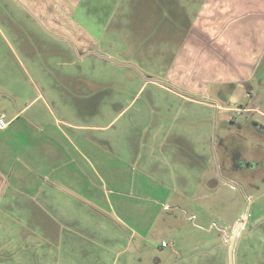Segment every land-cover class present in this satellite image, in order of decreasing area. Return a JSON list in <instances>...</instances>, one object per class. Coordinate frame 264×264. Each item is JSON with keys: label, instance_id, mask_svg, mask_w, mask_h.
I'll return each mask as SVG.
<instances>
[{"label": "rangeland", "instance_id": "rangeland-1", "mask_svg": "<svg viewBox=\"0 0 264 264\" xmlns=\"http://www.w3.org/2000/svg\"><path fill=\"white\" fill-rule=\"evenodd\" d=\"M94 3L91 54L66 47L70 60L21 57L15 65L19 73L49 72L37 80L52 106L49 120H85L84 113L60 110L73 77L97 89L90 120H113L96 132L95 170L82 176L74 212L80 257L90 254L92 264H264V115L239 110L252 99L248 90L203 98L212 108L162 92L146 78L132 28L124 30V0ZM70 72L71 79L60 77ZM228 105L238 110H224ZM148 124L156 136L143 135ZM174 132L192 138L193 149L185 151ZM110 134L113 149L100 139ZM49 193L55 200L57 192ZM164 241L171 246L162 247ZM51 249L49 257L57 247Z\"/></svg>", "mask_w": 264, "mask_h": 264}, {"label": "crops", "instance_id": "crops-1", "mask_svg": "<svg viewBox=\"0 0 264 264\" xmlns=\"http://www.w3.org/2000/svg\"><path fill=\"white\" fill-rule=\"evenodd\" d=\"M94 4L0 0V117L8 122L0 128V264L93 263L90 254L81 258L77 250L80 219L74 212L81 205L82 176L95 170L96 132L113 120L105 125L90 120L98 110L90 103L97 89L82 88L73 72L59 75L73 77L60 110L84 113L85 120H49L52 106L37 81L49 72L19 73L15 65L21 57L29 63L37 58L45 63L50 55L70 60L64 57L66 47L80 56L91 54L98 27ZM129 25L136 30L131 33L137 58L151 76L146 78L159 90L212 108L202 99L246 88L252 99L239 110L264 115V0H124V30ZM151 128L143 129L145 137L156 136ZM171 135L187 144L185 151L193 149L192 138ZM100 139L115 147L112 134ZM118 140L124 143V132Z\"/></svg>", "mask_w": 264, "mask_h": 264}, {"label": "built area", "instance_id": "built-area-1", "mask_svg": "<svg viewBox=\"0 0 264 264\" xmlns=\"http://www.w3.org/2000/svg\"><path fill=\"white\" fill-rule=\"evenodd\" d=\"M8 125V122L5 120L4 116L0 117V128H5ZM162 247H169L171 246L168 242H163Z\"/></svg>", "mask_w": 264, "mask_h": 264}, {"label": "water", "instance_id": "water-1", "mask_svg": "<svg viewBox=\"0 0 264 264\" xmlns=\"http://www.w3.org/2000/svg\"><path fill=\"white\" fill-rule=\"evenodd\" d=\"M240 226H241V223H239V224L237 225V227L235 228V230H234L233 241H232V243H231L230 250H233V247H234V240H235V238H236V236H237V234H238V231H239V229H240Z\"/></svg>", "mask_w": 264, "mask_h": 264}]
</instances>
